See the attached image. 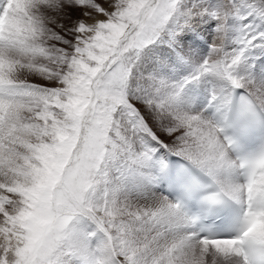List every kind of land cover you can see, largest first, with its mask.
<instances>
[{"label":"snow or ice","instance_id":"obj_1","mask_svg":"<svg viewBox=\"0 0 264 264\" xmlns=\"http://www.w3.org/2000/svg\"><path fill=\"white\" fill-rule=\"evenodd\" d=\"M0 264H264V0H0Z\"/></svg>","mask_w":264,"mask_h":264},{"label":"rangeland","instance_id":"obj_2","mask_svg":"<svg viewBox=\"0 0 264 264\" xmlns=\"http://www.w3.org/2000/svg\"><path fill=\"white\" fill-rule=\"evenodd\" d=\"M77 15V13L73 12V16ZM203 31H197V32H190L188 33V36L190 38H194V48L192 51L196 53L197 57H202L205 55L208 51L209 44L212 40L211 35V27H209L207 24L201 26ZM202 37V39H201ZM189 43H193V39H189Z\"/></svg>","mask_w":264,"mask_h":264}]
</instances>
